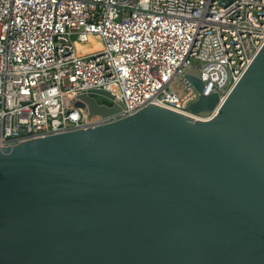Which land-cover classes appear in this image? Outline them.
<instances>
[{
	"label": "water",
	"instance_id": "water-1",
	"mask_svg": "<svg viewBox=\"0 0 264 264\" xmlns=\"http://www.w3.org/2000/svg\"><path fill=\"white\" fill-rule=\"evenodd\" d=\"M99 97L74 106L121 111ZM0 264H264V47L210 121L150 104L1 149Z\"/></svg>",
	"mask_w": 264,
	"mask_h": 264
},
{
	"label": "built area",
	"instance_id": "built-area-1",
	"mask_svg": "<svg viewBox=\"0 0 264 264\" xmlns=\"http://www.w3.org/2000/svg\"><path fill=\"white\" fill-rule=\"evenodd\" d=\"M96 36L102 48L76 43ZM264 47V0H0V150L127 118L150 104L210 121ZM212 112L193 113L200 92ZM115 115L74 106L90 90Z\"/></svg>",
	"mask_w": 264,
	"mask_h": 264
},
{
	"label": "rangeland",
	"instance_id": "rangeland-1",
	"mask_svg": "<svg viewBox=\"0 0 264 264\" xmlns=\"http://www.w3.org/2000/svg\"><path fill=\"white\" fill-rule=\"evenodd\" d=\"M102 44H103V42L100 40V38L93 36L89 42H79L76 44V46H77V49L79 50V52L86 54V53L90 52L91 50L101 49ZM98 101L99 102H108L107 99L101 98V97L98 98Z\"/></svg>",
	"mask_w": 264,
	"mask_h": 264
},
{
	"label": "bare ground",
	"instance_id": "bare-ground-1",
	"mask_svg": "<svg viewBox=\"0 0 264 264\" xmlns=\"http://www.w3.org/2000/svg\"><path fill=\"white\" fill-rule=\"evenodd\" d=\"M90 37H92V36H90ZM90 37H88V40H87V42L89 41V38H90ZM76 44H77V43H76ZM76 47H77V46H76ZM77 50H78V49H77ZM78 51H79V50H78Z\"/></svg>",
	"mask_w": 264,
	"mask_h": 264
},
{
	"label": "trees",
	"instance_id": "trees-1",
	"mask_svg": "<svg viewBox=\"0 0 264 264\" xmlns=\"http://www.w3.org/2000/svg\"><path fill=\"white\" fill-rule=\"evenodd\" d=\"M91 38H92V37H91ZM91 38H90V39H91ZM90 39H89V41H90ZM89 41H88V42H89Z\"/></svg>",
	"mask_w": 264,
	"mask_h": 264
}]
</instances>
